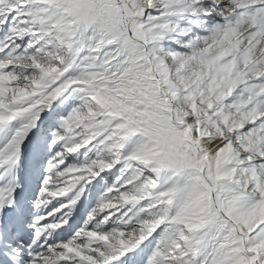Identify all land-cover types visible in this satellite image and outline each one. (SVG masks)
<instances>
[{"label": "snow or ice", "instance_id": "snow-or-ice-1", "mask_svg": "<svg viewBox=\"0 0 264 264\" xmlns=\"http://www.w3.org/2000/svg\"><path fill=\"white\" fill-rule=\"evenodd\" d=\"M0 264H264V0H0Z\"/></svg>", "mask_w": 264, "mask_h": 264}]
</instances>
